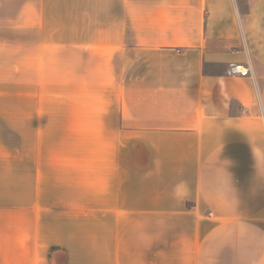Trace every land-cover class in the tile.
<instances>
[{
	"label": "crops",
	"instance_id": "1",
	"mask_svg": "<svg viewBox=\"0 0 264 264\" xmlns=\"http://www.w3.org/2000/svg\"><path fill=\"white\" fill-rule=\"evenodd\" d=\"M71 7L72 52L104 49L105 142L21 198L0 175V264H264V0Z\"/></svg>",
	"mask_w": 264,
	"mask_h": 264
},
{
	"label": "rangeland",
	"instance_id": "2",
	"mask_svg": "<svg viewBox=\"0 0 264 264\" xmlns=\"http://www.w3.org/2000/svg\"><path fill=\"white\" fill-rule=\"evenodd\" d=\"M62 2L50 0L42 15L39 6L26 9L25 0H0L1 185L18 186L20 198L25 182L35 188L41 181L47 157L87 158L89 143L105 142L103 119L90 131L88 118L110 106L104 49L72 52L71 0Z\"/></svg>",
	"mask_w": 264,
	"mask_h": 264
},
{
	"label": "built area",
	"instance_id": "3",
	"mask_svg": "<svg viewBox=\"0 0 264 264\" xmlns=\"http://www.w3.org/2000/svg\"><path fill=\"white\" fill-rule=\"evenodd\" d=\"M226 75L230 77H247L250 74L249 67L237 64V63H229L226 68Z\"/></svg>",
	"mask_w": 264,
	"mask_h": 264
}]
</instances>
